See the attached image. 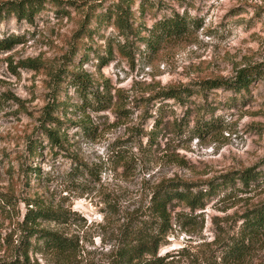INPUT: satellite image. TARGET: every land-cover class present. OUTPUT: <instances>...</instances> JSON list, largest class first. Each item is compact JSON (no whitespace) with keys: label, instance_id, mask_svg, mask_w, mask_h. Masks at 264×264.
I'll use <instances>...</instances> for the list:
<instances>
[{"label":"rangeland","instance_id":"1","mask_svg":"<svg viewBox=\"0 0 264 264\" xmlns=\"http://www.w3.org/2000/svg\"><path fill=\"white\" fill-rule=\"evenodd\" d=\"M9 1L21 0H0V8ZM60 1L65 10L46 0L32 22L0 16V38L21 39L0 50V260L12 258L27 205L37 203L67 217L40 224L72 238L77 250L64 258L34 241L29 264H114L123 229H138L149 219L160 183L199 185L256 165L264 172V77L245 93L199 91L198 85L233 78L245 66H264V0H135V20L147 29L175 11L191 21L185 37L155 48L140 43L135 63L109 45L106 39L116 34L112 25L93 39L76 37L89 7L111 0ZM29 58L42 66L19 65ZM61 68L83 69L113 93L121 89L115 101L124 111L61 106L55 113L65 147L53 148L39 129L45 106L54 96L81 103L66 74L55 79ZM188 86L196 89L189 98L155 97ZM32 136L41 141L35 155L28 147ZM236 183L207 197L203 209L171 204L172 229L159 249L166 264H200L242 232V215L264 201V181L250 190ZM252 249L239 264H264V239Z\"/></svg>","mask_w":264,"mask_h":264},{"label":"trees","instance_id":"2","mask_svg":"<svg viewBox=\"0 0 264 264\" xmlns=\"http://www.w3.org/2000/svg\"><path fill=\"white\" fill-rule=\"evenodd\" d=\"M49 1L53 5L59 6L60 9H64L65 4L60 0ZM45 2L46 0L9 1L7 9L0 8V16L14 14L18 20L27 19L32 22L36 12L45 6ZM134 2L135 0H111L107 5L103 2L91 5L89 10L85 12V19L81 22L76 33L78 41H80V38L85 37L93 39L94 34H100L103 26L112 25L116 34L112 36L113 41L110 40L111 37L106 39L109 41V45L116 44L118 51L131 63H135V50L138 49L140 43L155 48L165 41L175 37H185L189 34L190 19L176 11L157 21L150 29L143 27L135 20V12L132 10ZM76 6L78 7L79 4H76ZM92 22L95 27H91ZM19 41L21 39L18 36L9 35L0 38V50L8 51ZM73 51L77 53V47H74ZM108 51L110 55L107 59L101 57V63L104 65L112 57L113 47ZM73 57L72 54L70 58L73 59ZM40 64L38 60L33 58L19 62L20 66L30 69H39L42 66ZM82 64L81 61L79 66ZM60 74H66L69 77L68 82L76 89L81 103L72 104L71 101L61 100L54 96L45 106L39 117V129L48 138L53 148L65 147L64 139L58 129L63 126V122L55 113L60 108L75 106L83 111L90 108L94 112H100L115 107V112L124 111L118 101H115L116 97L121 96V89H115V93H113L112 87L107 82H98L92 78L89 72L83 69L69 70L61 68L59 73H55V79L62 80L59 77ZM263 77V64L249 65L240 68L233 78L218 77L198 83L199 91L224 88L234 90L236 93H245L250 90L255 80ZM180 91L172 87L158 93L155 97L182 100L184 97L189 98L192 96L196 89L188 86L180 89ZM40 144V139L34 136L30 138L28 147L32 154L39 153ZM236 181L241 183L240 190H250L252 184L260 185L264 181V172L256 165L245 170L229 172L199 185L179 180H168L160 183L151 198L149 219L145 220L142 227L138 229H129L127 225L123 229L122 239L124 241H122L114 255V264H166L167 256L159 255V249L167 244L166 236L172 229V219L174 217L170 209L171 204L177 201L184 203L191 210L203 209L207 197H211L220 188L236 186ZM204 185H206V188H204ZM242 218L244 219L242 232L238 236L223 240L218 245L217 252L215 251L213 257L200 264H239L250 257L252 248L260 239H264V201L246 211ZM41 220L65 222L67 217L59 210L43 209L37 203L34 206H30L28 203L27 211L20 223L22 236L14 247L15 249H13L12 258L9 261L0 260V264H29L34 241L39 244L43 243L46 248L62 255L64 258H70L76 252L77 244L72 238L41 227Z\"/></svg>","mask_w":264,"mask_h":264}]
</instances>
